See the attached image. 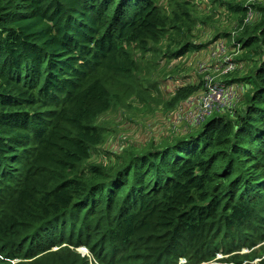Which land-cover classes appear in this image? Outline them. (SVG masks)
I'll list each match as a JSON object with an SVG mask.
<instances>
[{"label": "trees", "instance_id": "trees-1", "mask_svg": "<svg viewBox=\"0 0 264 264\" xmlns=\"http://www.w3.org/2000/svg\"><path fill=\"white\" fill-rule=\"evenodd\" d=\"M198 7L0 0V264H91L80 248L99 264H243L264 242V0L227 6L241 15L233 108L161 144L103 148L113 82L136 83L160 48L176 62L222 39L194 34ZM175 67L173 113L205 89Z\"/></svg>", "mask_w": 264, "mask_h": 264}, {"label": "rangeland", "instance_id": "rangeland-1", "mask_svg": "<svg viewBox=\"0 0 264 264\" xmlns=\"http://www.w3.org/2000/svg\"><path fill=\"white\" fill-rule=\"evenodd\" d=\"M243 1L246 0H193L199 4L196 13L199 30L195 29L194 34L208 46L213 37L222 38L212 45L213 49L210 48L208 51L205 49L201 54L191 50L189 52L191 54L188 53L184 59L169 62L163 58L164 52L160 48L157 54L143 61L140 79L136 83L113 82L111 90L120 101L116 102L112 110L97 123L105 130L107 137V143L103 148L114 153L127 152L133 147L147 148L154 141L161 144L171 137L180 135L182 130L188 127L190 123L187 114L190 108L184 107L179 112H168L167 104L179 84L178 81L169 80L168 70L175 65L174 70L177 73L183 72L181 75L185 76V79L189 78L187 81H181L185 84L192 80L198 82L203 79L205 87V80L207 81L208 78L227 84L226 80L232 77L223 75L220 67L226 60L233 61L238 58L233 46L237 45L235 44L237 24L241 19L240 14L230 12L227 6ZM258 1L260 0H247V5ZM204 21L207 23L204 24ZM225 33L229 35L223 38ZM156 71L158 77L154 79L153 73ZM78 252L88 257L91 264H99L85 248L78 249ZM251 253L256 255L255 259L249 256ZM234 255L221 253L217 255L216 260L204 264H236ZM240 256L236 259L237 262L241 258H247L243 264H258L264 261V242L251 250L243 249ZM14 263L16 264L17 261L15 260ZM184 263L185 260H181L178 264Z\"/></svg>", "mask_w": 264, "mask_h": 264}, {"label": "built area", "instance_id": "built-area-1", "mask_svg": "<svg viewBox=\"0 0 264 264\" xmlns=\"http://www.w3.org/2000/svg\"><path fill=\"white\" fill-rule=\"evenodd\" d=\"M235 69L236 64L230 60H226L220 67L225 76L232 74ZM205 83L201 98L198 101L192 99L187 104V107L190 108L187 114L190 124H200L215 112L233 108L232 106L240 94L241 89L237 85L217 82L213 78H208ZM184 264H186V260Z\"/></svg>", "mask_w": 264, "mask_h": 264}, {"label": "crops", "instance_id": "crops-1", "mask_svg": "<svg viewBox=\"0 0 264 264\" xmlns=\"http://www.w3.org/2000/svg\"><path fill=\"white\" fill-rule=\"evenodd\" d=\"M226 81H228V80H226ZM227 84L229 85V83L227 82ZM196 101H198V100H196ZM185 107H187V106H185Z\"/></svg>", "mask_w": 264, "mask_h": 264}]
</instances>
